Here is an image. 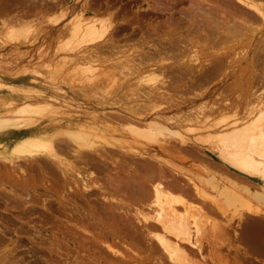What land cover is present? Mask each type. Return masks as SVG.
I'll return each instance as SVG.
<instances>
[{
  "label": "rangeland",
  "instance_id": "obj_1",
  "mask_svg": "<svg viewBox=\"0 0 264 264\" xmlns=\"http://www.w3.org/2000/svg\"><path fill=\"white\" fill-rule=\"evenodd\" d=\"M55 1L0 0V25L4 23L20 25L25 27L29 34L27 38L19 39L20 41L7 42L8 39L4 36L5 31L0 26V106L7 101L5 104L8 110L5 109L4 113L3 108H0V264H118L113 257L106 255V251L101 245L106 243L105 237L109 236L108 238H110L111 232L107 231L101 223H96L95 220L89 218L90 209L101 207L102 205H98L101 200L92 201L89 195L82 198L72 194L66 196L67 194L64 193L66 185H61L63 181L55 173L51 176L57 182L54 184L55 189L53 188L54 191L48 189L51 185L48 175L50 176L51 173L48 174V169L45 168L43 170L45 169L46 174L39 172L44 167L43 164L46 160L42 159L43 163H28L14 158L12 151L18 145L16 139L28 134L38 136L36 140L41 142L47 140L54 142L57 139L67 140L70 147L82 150L84 153L91 148H99L100 144L103 146L108 144L127 146L139 153L157 155L159 153L154 147L134 143L123 126L136 122L139 127L136 124L135 126L141 128L140 125L143 124L139 121L151 120L150 118L156 115L165 121L175 118L178 120L183 118L187 111L201 112L202 109V116L209 123L219 120L223 115L229 116V122L232 119V113L238 114L241 111L242 101L252 86L255 91L261 90L262 87L264 89V72H248L243 70V67L242 70L240 67L231 70V72H132V70L130 72L125 69L122 72L120 70L116 72L111 68L114 63L112 61L116 59H120L121 63L128 60L129 65L127 64V66L131 69L137 65L138 58L136 56L140 49L139 41L143 37L145 40L158 41L171 36L167 33L168 27L164 24V16L150 11L153 2L150 0H60V3L57 2L55 5L53 3ZM52 5L53 7H48ZM182 5L187 6L188 3ZM79 9L81 10L79 11ZM84 9L97 10L98 18L112 16L113 19H111L117 28V32L112 38L115 50L101 46L102 48L100 47L95 53V58L91 59L99 71L76 74L74 60L80 55H69L59 51L60 47L56 43L64 40V36L61 35L59 38L56 35L58 30L66 32V27L62 26L66 24L67 18L68 20L72 19L71 17L83 12ZM86 13L85 16H90V13ZM153 17H156L154 21L158 20L162 23L154 25L155 22L150 21ZM52 20L59 21L57 26L52 25ZM151 27L161 31H158V34H152L149 32ZM242 43L244 42H224V45L220 43L221 46L217 44L213 46L214 49L211 48V51L216 49L212 53L210 49L202 51L198 45L196 48H191L190 53L194 60L197 59L196 61L202 63L208 58L207 56L213 53L231 49L233 51H231L230 59L235 58L234 60H236V52L241 56L248 51V48L245 47L247 45H242ZM64 54L65 60L62 57ZM192 55L190 60L194 61ZM96 56H99V59ZM162 58L168 57L163 55ZM188 58L190 57L188 56ZM96 59L98 60L96 61ZM87 60L76 63L82 65L83 62L85 65L86 62L91 61ZM98 61L99 64H97ZM101 69L104 70L101 71ZM30 72L38 73L31 74ZM79 74L80 76H78ZM144 76L153 80L146 84L140 79ZM111 77L115 78L114 86L111 85L112 83H107L111 81ZM139 79L145 83V87L142 85L143 83L138 84L141 81L137 83ZM140 85H142V89H139ZM147 86L153 87L159 94L164 95V98L149 103V108L146 107L144 115L141 116L138 115L139 111L135 110L138 101H135L134 94L139 92L137 89L147 90L149 88ZM126 90L128 93L125 92ZM133 90L137 92L135 93ZM129 91H133V94H129ZM125 95H129L126 96L128 100ZM226 102L229 106H226L224 110L218 112L217 109H212V106L223 108L222 106ZM19 104L31 108L35 106L36 110L34 108H17ZM236 104L240 106V109L238 106L237 111L233 112L235 110L233 106ZM154 107L155 109L152 111ZM130 108L134 111L132 112ZM137 116H141V120ZM127 117L132 118L131 121L129 120L130 122ZM184 124L178 128L172 126L171 128L180 131L187 143L182 146L174 138L163 139L160 137V141H166L168 145L174 144L173 147L166 145V152L169 148L174 153L175 149L174 155H172L173 153L162 155V153L160 158L172 163L179 171L207 183V188L213 194L218 195L226 192L228 188L236 186L245 188L247 194L252 193L251 205L254 215L238 208L235 211L242 216L243 220L238 222L239 226H237L236 219L231 222L232 229H235L239 234L236 236L238 239L231 243L235 252L233 248L227 250V248L221 247L220 243L218 245L221 248L218 247L220 253L224 254L223 256L229 254L226 256L230 261L229 264H233L232 257L234 260L236 259V264H264V188H261V185H264L263 178L235 169L210 148L199 151L192 147L190 141L193 140L192 136L189 132L184 131L188 127V123L184 122ZM200 133L204 132H198V134ZM74 134L79 135L82 140L77 141ZM57 147L60 148V146ZM180 147L183 148L177 154L176 151L180 150ZM185 149L187 153L189 152V156H185ZM66 151L68 150L66 149ZM182 151L184 152L182 153ZM202 154L209 160L206 161ZM67 162L76 169L79 168L68 156ZM91 168L87 169V173L91 172L89 170ZM21 170H29V172L31 170L33 181H25V175L20 172ZM71 171L75 172L69 170L68 173L71 175L73 174ZM87 173L81 172L82 176ZM99 173L101 175V172ZM252 177L261 182L256 180L254 183L250 182ZM241 179H245L247 182L241 181ZM262 213L263 215H261ZM213 215L219 217L222 222L225 220L219 214ZM231 230L229 234L233 235ZM231 239H233L232 236ZM216 242L218 243V241ZM203 243L204 249L210 248L207 241ZM116 248L131 259L135 258L124 247L118 245ZM129 249L141 254L142 259L145 258V254L147 256L141 243L138 247L130 246ZM205 251L204 255H208ZM152 255H156L155 259L151 258ZM159 257V254L152 252L149 257L152 262L149 263L146 260L145 264H161ZM127 262L131 264L132 260ZM162 264L169 263L164 261Z\"/></svg>",
  "mask_w": 264,
  "mask_h": 264
},
{
  "label": "bare ground",
  "instance_id": "obj_2",
  "mask_svg": "<svg viewBox=\"0 0 264 264\" xmlns=\"http://www.w3.org/2000/svg\"><path fill=\"white\" fill-rule=\"evenodd\" d=\"M59 1L56 0L53 3L57 5ZM150 1L153 2V7H151L150 11L164 16V24L168 27L167 33L171 36L158 41L145 40L143 37L139 41L140 47H138L140 49L136 56L138 58L137 65H134L135 67L131 69L127 66L128 60L121 63L120 59H116L117 61L114 59L115 61H112L114 62L113 66L111 65L112 70L116 72L118 70L122 72L124 69L126 71L132 70V72H231V70H236L240 67V70H242L243 67V70H247L248 72H264V0ZM184 3H188V5H182ZM86 12L90 13V16H85ZM97 12V10L88 11L84 9L83 12L81 11V13H77L76 16L71 17L72 19L68 20L67 18L66 24L62 26L66 27V32L65 30H58L57 32L56 36L59 38L61 35L64 36V40H58L59 42L56 43L60 47H58V50L69 55H80L74 60L76 67L74 71H76V74L94 72L95 70L99 71L97 67L95 68L94 61L91 59L95 58V53L98 52L101 46H106L108 49L113 48L114 42L112 38H114L113 36L117 32L115 22H113L111 15H108L107 18L106 16L105 18H98L99 13L97 14ZM58 22V20H52V25L57 26ZM0 26L5 31L4 36L8 39H6L7 42L20 41L19 39H25L29 36L28 30L20 25H7L4 23ZM158 31L161 30L151 27L149 32L158 34ZM140 32L142 33V29ZM30 33L32 32L30 31ZM224 42H244L242 45H247L245 47L248 48V51L244 50L246 53L244 52L241 56L236 52V60H234L236 56L233 57L234 59H230L232 55L231 51L233 50L219 51L220 53H213L207 56L208 58L202 63L196 61L197 59L194 60L193 55L190 53L192 51L191 48H196L198 45V48L200 47L202 51L209 49L211 51V48L214 49L213 46L220 45V43L224 45ZM215 51H211V53ZM163 55H166L168 58L163 59ZM191 55L194 61L190 60L192 59ZM62 57L65 60V54ZM98 57L96 56V58ZM240 57L241 59H239ZM87 59H90L91 63L86 62L84 65L82 62L83 66L76 63H81V61H86ZM99 61L96 63L99 64ZM109 62L111 61L109 60ZM103 70L101 69V71ZM30 73L34 74L38 72ZM110 79L111 81L107 83H112L111 85L114 86L115 78L111 77ZM140 79L146 84L150 83V80H153L146 76ZM140 79L137 80V83L141 81ZM142 81L138 84L143 83ZM145 83L142 85L144 86ZM142 85H140L139 89L143 88H141ZM136 86L139 87V85ZM139 89H137L138 93L133 90L136 93L134 94L135 101H138V106L136 105L135 110L139 111L138 115L142 116V114L144 115L145 108H149V103L163 99L164 95L159 94L153 87H149L147 90L144 89V91ZM133 91H129V94ZM125 92L128 93L127 90ZM126 96L129 95H125V98ZM5 103L0 106L1 109L3 108L4 113L6 109ZM226 106H229L227 102L223 104V108H220L221 106L218 108L212 106V109H217L220 112ZM238 106V104L233 106L235 109L233 112L237 111ZM17 108H34L36 110L35 106L31 108L23 104H19ZM238 108L240 109V106ZM154 109L155 107L152 108V111ZM240 110L238 114H231L232 119L229 122V116L223 115L219 120L209 123L202 116L203 109L201 112L197 110L195 112L193 110V112L187 111L184 117L178 120L176 118H165V121L160 119L159 115H156L150 118L151 120L145 121L140 119L141 116H137L141 120L138 121L143 124L140 125L141 128H138L139 124L134 123V120L132 121L134 125L126 121L128 125L122 128L132 137L133 142L154 147L159 153L157 155L139 153L127 148V146L108 144L104 146L100 144L99 148H91V150L84 153L82 150L70 147L69 142H66L67 140L57 139L54 142L50 140L41 142L36 140L38 136L35 137L27 134V136L22 135L16 139L18 145L12 151V156L17 160L28 163L41 162L43 161L42 159L46 160L43 164L44 167L41 166L42 169L39 172L46 174L44 170L48 169V174L51 173L50 176L48 175L49 184H51L48 189L53 190L54 184L57 183L51 177L55 173L63 181L61 185H66V192H64L67 194L66 196L72 194L82 198L86 195L91 197L96 193L100 195L101 199L99 200L102 202L99 201L98 205L102 206H99L98 209L92 207L89 218L95 220L96 223H101L107 231L111 232L110 238H108L109 236L105 237L106 243L101 245H103L102 247L105 249L106 255H109L111 258L113 257L118 264H128L127 261L129 260H132L131 264H145L146 260L150 263L152 259L149 257L152 252L159 254L161 264L164 261L169 264H208V260L210 261L209 264H229L230 261L226 257L229 254L223 256L224 254L222 255L219 249L224 247L227 250H231L232 248L233 251L235 250L231 246V243L235 241L236 236L239 234H237L235 229H232L231 222L233 219H236L237 226H239L238 222L243 220L242 216L235 211L238 208H242L249 212L250 215H254L251 205L252 193L247 194L245 188L238 186L228 188L226 192L218 195L211 193L207 188V183L201 182L195 176L193 177L181 170L179 171L172 163L170 164V162L165 161L166 159L160 158V154L162 153V155L173 153L169 148L166 152V145L170 147L172 144L168 145L166 141H160V137H163V139L174 138L179 141L180 145H185L187 141L183 138L182 133L178 130H173L171 126L178 128L181 124L185 125L184 122H187L188 127L184 131L189 132L190 136H192L193 140H190L192 147L199 151L200 149L210 148L235 169L246 171L264 180L263 87L261 90L255 91V88L252 86L248 91V95L242 101V108ZM131 111L133 112L134 110L131 109ZM130 119L132 118H128V121ZM175 123L178 124L176 125ZM200 131L204 133L198 134ZM73 136L77 141L82 140L77 134ZM57 146H60V148ZM181 148L183 147H180V150L178 149L176 153L181 151ZM87 153H90V155ZM184 154L185 156H189V152L187 153V151ZM180 155L183 154L180 153ZM67 156L73 160V163L77 167L79 166L78 169L67 162ZM190 156L193 157L192 154ZM203 156L206 159L205 155L202 154ZM207 159L209 160V158ZM136 160L138 162H135ZM61 167L68 171L74 170L75 172L71 171L73 173L71 175L68 171L65 172L61 169ZM90 167H92L89 169L91 172L87 173V169ZM43 168L45 169L43 170ZM93 169L96 172H93ZM27 171L21 170L20 172L25 175V178L23 177L25 181L32 182V171ZM81 172H86L87 174L82 176L83 173L81 174ZM97 172L107 173L104 176L111 192L105 191L102 177ZM198 172L200 173V171ZM244 180L241 179V181ZM261 188H264V185H261ZM120 194L122 198H120ZM63 198L65 199V197ZM194 200L195 202H193ZM196 201L199 202L197 203ZM130 210L132 211L130 212ZM213 214H219L221 218L225 219H222L224 223ZM261 215L259 214V216ZM230 230L233 231V235L229 234ZM231 236L233 239H231ZM206 241L208 246L210 245L209 249H204L205 246L202 245ZM211 242L215 243L212 244ZM139 243L144 246L147 252V256L145 254L144 259L140 257L141 254L139 255L134 250L129 249L130 246L138 247ZM118 245L127 249V252H130L135 258L131 259L128 255L120 252L116 248ZM204 251L208 255H204ZM155 256L151 258L155 259ZM232 259L233 264H236V259L234 260L233 257Z\"/></svg>",
  "mask_w": 264,
  "mask_h": 264
},
{
  "label": "flooded vegetation",
  "instance_id": "obj_3",
  "mask_svg": "<svg viewBox=\"0 0 264 264\" xmlns=\"http://www.w3.org/2000/svg\"><path fill=\"white\" fill-rule=\"evenodd\" d=\"M156 17H153V18H151V20L150 21H154V19H155ZM155 22V24L154 25H156L157 23H159V24H161L162 23V21H158V20H155L154 21ZM147 23H150V22H147ZM107 171H108V169H107ZM104 174H107L106 172H102L101 173V177H102V183H103V185H105L104 187H105V191H107V192H111V190L109 189V187H108V184H107V180H106V177L104 176ZM106 196V195H105ZM107 197V196H106ZM101 197H100V195L99 194H95V195H93V196H91V200L92 201H94V200H96V199H100ZM120 198H122V195L120 194ZM96 201H98V200H96Z\"/></svg>",
  "mask_w": 264,
  "mask_h": 264
},
{
  "label": "crops",
  "instance_id": "obj_4",
  "mask_svg": "<svg viewBox=\"0 0 264 264\" xmlns=\"http://www.w3.org/2000/svg\"><path fill=\"white\" fill-rule=\"evenodd\" d=\"M48 7H53V5H52V6H48ZM57 13H58V12H57ZM11 16H13V15H11ZM13 17H15V16H13ZM255 180H256L257 182L259 181V180L256 179L255 177H252L249 181L252 182V183H254ZM259 182H261V181H259Z\"/></svg>",
  "mask_w": 264,
  "mask_h": 264
}]
</instances>
